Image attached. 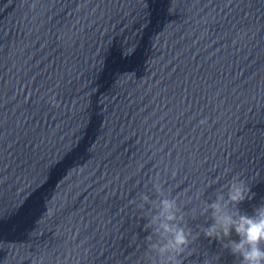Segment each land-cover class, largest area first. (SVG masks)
Wrapping results in <instances>:
<instances>
[{"label":"clouds","instance_id":"clouds-1","mask_svg":"<svg viewBox=\"0 0 264 264\" xmlns=\"http://www.w3.org/2000/svg\"><path fill=\"white\" fill-rule=\"evenodd\" d=\"M153 189L157 200L146 194L141 196L151 213L146 223L149 234L145 237L150 264H184L185 254L191 255L192 233L180 214L177 199L165 195L159 182L153 184ZM250 193L244 180L233 177L224 190L206 202L203 211L210 215L211 222L203 233L212 239L227 238L223 246L239 258V264H264V198L252 206L251 213L243 211L240 205L255 198ZM203 264L210 261L204 260Z\"/></svg>","mask_w":264,"mask_h":264}]
</instances>
